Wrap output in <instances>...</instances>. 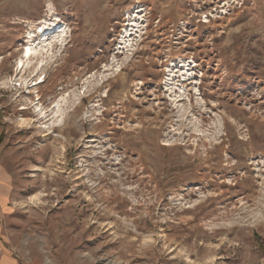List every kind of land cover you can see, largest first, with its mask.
<instances>
[{"label":"rangeland","instance_id":"obj_1","mask_svg":"<svg viewBox=\"0 0 264 264\" xmlns=\"http://www.w3.org/2000/svg\"><path fill=\"white\" fill-rule=\"evenodd\" d=\"M0 264H264V0H0Z\"/></svg>","mask_w":264,"mask_h":264},{"label":"bare ground","instance_id":"obj_2","mask_svg":"<svg viewBox=\"0 0 264 264\" xmlns=\"http://www.w3.org/2000/svg\"><path fill=\"white\" fill-rule=\"evenodd\" d=\"M30 48H31L30 45L27 46V47L25 48V51H24V56H25V57L29 54V52H30ZM21 122H22V123H26L27 121H26L25 119H22ZM37 196H38V195H37Z\"/></svg>","mask_w":264,"mask_h":264}]
</instances>
